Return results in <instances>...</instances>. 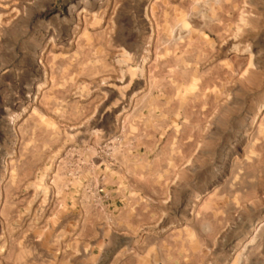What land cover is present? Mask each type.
I'll list each match as a JSON object with an SVG mask.
<instances>
[{
  "label": "rangeland",
  "instance_id": "obj_1",
  "mask_svg": "<svg viewBox=\"0 0 264 264\" xmlns=\"http://www.w3.org/2000/svg\"><path fill=\"white\" fill-rule=\"evenodd\" d=\"M0 264H264V0H0Z\"/></svg>",
  "mask_w": 264,
  "mask_h": 264
}]
</instances>
